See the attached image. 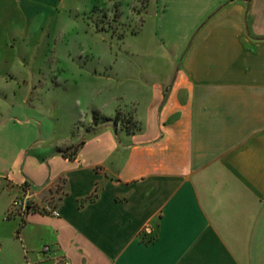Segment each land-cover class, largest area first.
I'll list each match as a JSON object with an SVG mask.
<instances>
[{
  "label": "crops",
  "instance_id": "1",
  "mask_svg": "<svg viewBox=\"0 0 264 264\" xmlns=\"http://www.w3.org/2000/svg\"><path fill=\"white\" fill-rule=\"evenodd\" d=\"M156 2L166 66L126 100L139 131L104 127L69 156L40 114L0 122V264H264V0ZM25 193L59 216L21 220Z\"/></svg>",
  "mask_w": 264,
  "mask_h": 264
},
{
  "label": "rangeland",
  "instance_id": "2",
  "mask_svg": "<svg viewBox=\"0 0 264 264\" xmlns=\"http://www.w3.org/2000/svg\"><path fill=\"white\" fill-rule=\"evenodd\" d=\"M3 3L0 122L24 118L30 110L40 114L53 148L73 143L64 150L69 156L104 127L139 131L137 105L126 100L138 96L135 84L149 82L147 67L166 66L160 54L152 53L161 48L149 31L156 0ZM8 19L14 24L7 27ZM99 108L114 113L106 116Z\"/></svg>",
  "mask_w": 264,
  "mask_h": 264
},
{
  "label": "built area",
  "instance_id": "3",
  "mask_svg": "<svg viewBox=\"0 0 264 264\" xmlns=\"http://www.w3.org/2000/svg\"><path fill=\"white\" fill-rule=\"evenodd\" d=\"M31 195L28 193H25L23 197L18 198L13 201V207L17 211V214L19 215V218L23 220L29 212H39L44 215L58 217L59 212L57 208L50 204V202H45L41 204V206H36L33 200L30 199ZM50 251V247L48 245L43 246L41 252L42 253H48ZM57 264H70V262L66 259H61L58 261Z\"/></svg>",
  "mask_w": 264,
  "mask_h": 264
},
{
  "label": "trees",
  "instance_id": "4",
  "mask_svg": "<svg viewBox=\"0 0 264 264\" xmlns=\"http://www.w3.org/2000/svg\"><path fill=\"white\" fill-rule=\"evenodd\" d=\"M83 142H81V143H79L75 148H74V152H73V154H75L76 153V151H77V149H78V147H79V145H81ZM63 155H65V153L63 152L62 153Z\"/></svg>",
  "mask_w": 264,
  "mask_h": 264
}]
</instances>
